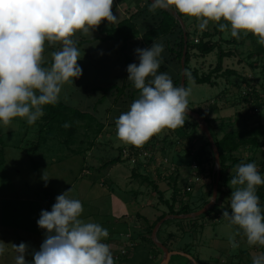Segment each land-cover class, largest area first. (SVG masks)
Segmentation results:
<instances>
[{
	"label": "rangeland",
	"instance_id": "obj_1",
	"mask_svg": "<svg viewBox=\"0 0 264 264\" xmlns=\"http://www.w3.org/2000/svg\"><path fill=\"white\" fill-rule=\"evenodd\" d=\"M113 4V14L118 17L113 27L144 5L142 0H114ZM141 25L143 22H138L139 35L129 47V55L136 63L135 49L150 48L142 41ZM181 25L189 32L193 44L200 42L202 34L208 33L212 37L210 41L219 43L224 52L235 53L223 60V70H235L259 92L262 99L260 120L246 122L248 129L259 124L264 129V70L261 69L264 55L250 57L255 51L252 40L244 39L242 45L232 44L230 29L221 31L216 23L210 22L207 29L201 32L195 18L184 16ZM106 26L109 28L111 23L107 22ZM73 38L81 52L77 63L82 68V76L75 79L74 84L63 86L58 103L88 113L96 122H91L88 127L86 120H76L75 131L72 136L69 135L68 143L69 127L63 125L67 123L71 126L65 119L71 114L63 110L61 115L59 113L58 122L52 124H46L41 118L32 125L22 118H15L7 126L0 124V161H3L0 166V240L7 244L0 264H14L16 253L11 244L18 246L22 242L28 245L26 259H32L31 253L39 250L45 238L44 230L36 223L41 211H50L55 198L69 190L70 198L82 203L80 218L85 222L98 223L108 230L109 235L103 242L109 245L115 264H160L164 253L155 251L149 240L154 230L156 236L157 229L165 220H177V217L167 216L159 221L163 214L168 213L165 201L175 203V211L188 205L193 213L202 210L206 201H212V196H208L213 189L211 173L219 168L215 164L209 173L213 157L202 137L203 132L196 128L195 123L210 130L216 139H221L228 132L241 130L244 118L251 114L250 105H234V102L238 91L245 94L249 86L236 77L224 76L211 79L215 86L189 82L188 111H201L208 123L187 114L183 125L186 128L183 131L185 140H181V144H177L179 135L175 129L164 128L154 139L151 137L146 142L148 149L145 150L117 137V110L126 112L129 104L127 107L120 106L119 101L114 104L116 96L106 98L101 105L96 104L101 95L97 88L130 82L119 45L98 39V27L92 30V34L77 33ZM58 48V44L45 43V67H50L51 52ZM216 62V51L204 57L192 51L188 69L205 76L215 68ZM167 65L168 62L166 66L161 63L171 77ZM132 89L135 90V87ZM115 111L118 115H114ZM98 122L99 127L96 125ZM257 140L260 143L259 152L241 148L228 157L226 177L234 174L235 166L241 163L255 162L260 171L264 166V138L258 137ZM135 148L138 151L136 158ZM116 155L120 156L121 162L104 167ZM44 170L50 178L47 186L41 179ZM132 170L141 178L146 177L147 181L132 177ZM152 183L161 195L153 189ZM223 190L224 195H216L219 200H214V203L217 201L215 211L192 220L194 226L187 221L163 225L161 237L165 238L170 248L181 251L172 262L194 264L188 256L181 255L183 250L190 251L197 264H251L254 255L264 253V246L248 245L243 231L222 216L224 210H230V196L234 189L227 183ZM159 196H162V201ZM188 216L178 219H187ZM154 223L156 226L150 233L149 225ZM230 240H234L238 247H232ZM153 243L160 245L157 239ZM133 245L137 246L134 251Z\"/></svg>",
	"mask_w": 264,
	"mask_h": 264
},
{
	"label": "clouds",
	"instance_id": "obj_2",
	"mask_svg": "<svg viewBox=\"0 0 264 264\" xmlns=\"http://www.w3.org/2000/svg\"><path fill=\"white\" fill-rule=\"evenodd\" d=\"M112 5L113 0H0V124L7 126L15 118L35 124L45 106L60 101L63 86L82 76L77 63L81 52L73 37L92 34L102 21L115 23ZM169 8L195 18L201 32L212 22L221 31L230 29L236 39L250 33L264 46V0H151L149 11ZM46 42L59 45L51 52L50 67L43 66ZM163 52L164 44L153 41L150 48L135 49L138 63L127 66V80L140 95L115 119L117 137L125 143L141 146L164 128L185 124L190 90L158 72ZM233 171L230 210L222 216L243 231L248 245L264 246V208L257 195L264 176L255 162L238 164ZM41 179L47 186L46 170ZM70 192L58 195L50 211H41L36 223L45 238L31 260L26 259V243L11 244L14 264H115L103 242L108 230L82 220V203L70 198ZM230 243L238 247L234 240ZM6 251L0 240V257ZM251 264H264V253L254 255Z\"/></svg>",
	"mask_w": 264,
	"mask_h": 264
},
{
	"label": "trees",
	"instance_id": "obj_3",
	"mask_svg": "<svg viewBox=\"0 0 264 264\" xmlns=\"http://www.w3.org/2000/svg\"><path fill=\"white\" fill-rule=\"evenodd\" d=\"M144 5L141 7H138L137 12L135 14H132L128 18H124L121 21H119L114 27L110 28H104L102 25H100L99 31H100V40L103 41H112L116 42L119 45V50L124 54V64L125 66H128L129 64L136 63L137 61L134 60V58L129 55V47L132 41L135 39L137 35H139V29L137 27L138 22H143V25H141L143 29L142 34V41L145 45L150 46L152 45L153 41L157 43H163L164 44V52L162 53V63L166 66L167 62V70L171 73V79L173 81L174 86L180 87V81H181V59L183 57V52H185L183 64H184V87L187 89V84L189 82H193L196 85H204L208 84L210 86H215V82L213 83L211 79L214 77V79H218L222 76L224 77H236L241 80L245 85H248V81L246 78H242L238 75V73L235 70H223V60L225 58H231L235 55L232 51L224 52L221 49V46L219 43L211 42L210 39L212 38L210 34H202L200 42H197L196 44H193L190 39L189 32L186 31L185 27L181 25V21H183L184 15L178 13L175 11L174 8H169L167 10H161L157 9L155 12L149 11L150 8V2L147 0H142ZM175 13V15H174ZM140 24V23H139ZM244 39H250L253 42L255 51L250 57L253 55L259 56L264 55V46L257 43L256 37L252 34H247V36H243L240 34V38L236 39L233 38L232 44L242 45L244 43ZM192 51H197L201 56H206L212 53L213 51L217 52V62L215 68L210 72V74H207L205 76L198 75L196 71H189L188 64L191 59V53ZM133 55V54H131ZM135 56V55H133ZM51 65V62L48 64ZM45 67V65L43 64ZM262 70H264V65L261 67ZM158 72H165L164 66H160ZM187 73V74H186ZM190 74V75H188ZM121 84V85H120ZM120 84H113L107 88H97L101 92V95L96 101L97 105L103 104L104 100L108 97L116 96V100L114 101V104L119 101L120 106H126L135 100V97L140 95L139 90L135 89L133 90V84L132 82L128 83H120ZM235 84V83H234ZM236 85V84H235ZM128 98V99H127ZM234 105L242 103L245 105H250V111L251 114L247 115L243 120V128L238 131H231L226 133L221 139H216L215 136L211 133L210 130H207L211 136L212 142L208 140V137L206 134L200 129L198 123H195L196 128L203 132V138L205 140V144L210 148V153L213 157V164L210 166L209 173H211V170L215 166V150L217 151L219 160H218V171L213 172L212 171V186L217 185V196H223L224 190L223 188L226 186L227 183L232 178V175L226 177L225 172L228 169V166L226 165V161L228 160V157L239 151L241 148H248V150L252 152H259L260 143L258 142V137L264 138V129L261 124L256 126L255 128L248 129L247 122L249 120L253 121H259L260 120V110L262 109V99H260L259 92L255 90V88H252L249 86V90L243 94L240 91H238V94L236 95ZM129 101V102H128ZM127 107V106H126ZM65 111L67 114H71V116H68V118H65L67 122L71 124V126L68 129V139L66 140V143H68L70 136L75 131V124L76 120H86L87 126L89 127L91 125V122H96V119L91 116L88 113H85L83 111H79L78 109H71L67 106H64L62 103H57L56 105H47L44 107V112L47 113V115H44L41 117V120L45 121L47 123H54L56 122L59 116V113L61 111ZM123 109H119V115L122 113ZM125 110V109H124ZM117 111H115L114 115H118ZM197 114L200 119H202L205 123H208V120L203 116L201 111L193 110L192 112ZM259 112V113H258ZM62 113H60L61 115ZM187 116V114H186ZM185 116V117H186ZM65 119H61L62 121ZM58 122V121H57ZM98 127V124H96ZM101 128V127H100ZM182 130V132L180 131ZM209 129V128H208ZM177 131V134L179 135V138H177V141H179L177 144H181V140H185V136L183 131H186V128L183 126L175 128ZM180 133V134H179ZM155 135L152 137L154 139ZM170 144V145H175ZM139 148L148 149L147 143H144L143 145L139 146ZM136 152L135 157L138 156L137 154V148H135ZM210 161V160H208ZM235 160L234 162H236ZM120 156L116 155L113 156L107 163H105L104 167H110L113 166L116 163H120ZM3 165V161H0V166ZM198 165H201V163ZM259 173L262 175L264 174V166L260 169ZM132 177L134 178H141L140 175H138L134 170H132ZM142 181H147L146 177L141 178ZM151 183V182H150ZM153 186V189L157 191V187L154 183L151 184ZM223 187V188H222ZM213 189L210 190L208 196H212ZM257 195L259 197L260 205L262 208H264V185L258 186L257 188ZM160 200L162 201V196H159ZM217 201L219 199H216ZM209 208L205 213L201 214L198 217L194 218H182L178 219L181 216H188L193 213V210L190 209L188 205L181 206L178 210H174V204L175 203H168L165 201V204L168 209L167 215H164L159 218V221H161L164 217L170 216V217H177V220L169 219L165 220L162 223V226H160L156 231V239L161 245V247L156 246L152 239L149 240L152 247H154L155 251H157L159 254L163 253V249L170 252H177L176 249L170 248L169 245H167L166 241L161 237V235L164 233L163 225H171L174 224L176 221L179 223L187 221L190 222L193 226L192 220H196L198 218H203L204 216H207L215 211L216 209V203ZM209 202L206 201L204 203V206L207 205ZM203 206V207H204ZM156 223L149 225V232L151 233L153 228H155ZM133 251L137 249L136 245H133ZM181 253V251L177 252ZM182 256H188L189 259H191L192 262L197 264V260L195 257H192L190 254V251L183 250ZM180 256V254L171 255L167 264H175L172 262L173 257ZM122 257V256H120Z\"/></svg>",
	"mask_w": 264,
	"mask_h": 264
},
{
	"label": "water",
	"instance_id": "obj_4",
	"mask_svg": "<svg viewBox=\"0 0 264 264\" xmlns=\"http://www.w3.org/2000/svg\"><path fill=\"white\" fill-rule=\"evenodd\" d=\"M147 1L151 3V0H147ZM174 15H175V13H174ZM184 56H185V52H183V57L181 59V81H180V86H183V87H184V74H185V72H184V64H183ZM187 114L188 115H192L195 118H199V116L196 115L195 113H192V112L187 111ZM200 128L206 134V136L208 137V140L210 142H212L211 136H210L209 132L207 131V129L205 127H203V126H200ZM214 152H215V162L218 165L219 157H218L217 151L215 150ZM216 195H217V185H214L213 186V192H212V201L209 202L202 210H200V211H198L196 213H193V214H191L188 217L189 218H194V217L200 216L201 214L205 213L207 211V209L214 204V200L216 199ZM152 239H153L154 242H156V239H155V230H154ZM158 246L161 247V245H158ZM162 250H163L164 256H163V259H162V261H161L160 264H167L168 263V260H169V258H170L171 255L178 254L177 252H175V253H171L170 252L169 253L167 250H165L163 248H162Z\"/></svg>",
	"mask_w": 264,
	"mask_h": 264
},
{
	"label": "crops",
	"instance_id": "obj_5",
	"mask_svg": "<svg viewBox=\"0 0 264 264\" xmlns=\"http://www.w3.org/2000/svg\"><path fill=\"white\" fill-rule=\"evenodd\" d=\"M113 1H114V0H113ZM114 4H115V2H114ZM114 4L112 5V11L114 10V9H113V8H114ZM113 12H114V11H113ZM106 23H107V21H102V22H101V25H102L104 28H108V26H106ZM112 24H113V23H111V26H112ZM111 26H110V27H111ZM110 27H109V28H110ZM112 27H113V26H112ZM98 28H100V26H98Z\"/></svg>",
	"mask_w": 264,
	"mask_h": 264
}]
</instances>
